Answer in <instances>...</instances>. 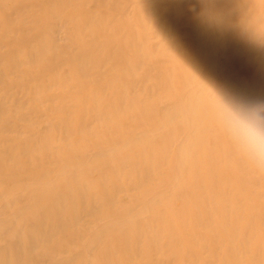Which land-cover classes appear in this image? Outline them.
I'll return each mask as SVG.
<instances>
[{"label": "bare ground", "instance_id": "6f19581e", "mask_svg": "<svg viewBox=\"0 0 264 264\" xmlns=\"http://www.w3.org/2000/svg\"><path fill=\"white\" fill-rule=\"evenodd\" d=\"M230 1L220 0L221 21L208 28L193 19L189 0H166L170 18L168 28L160 31L155 26L162 0H0V39H7V54H0V83L5 70L13 75L10 86L18 84L16 91L0 88V129L12 126L11 118L38 124L41 116L57 118L64 129L58 146L46 136L28 143L0 138V264H122L123 259L136 264L142 260L139 254L159 238L166 240L167 250L196 258L172 235L178 228L189 233L191 222L198 226L193 223L201 214L196 208L209 203L199 194L213 190L228 197L232 184L222 181L243 171L239 162L229 173L216 169L225 152L213 118L216 93L240 97L248 86L254 88L259 82L254 68L264 62L251 38L263 37L264 3L234 0L241 6L230 15ZM27 2L29 7H21ZM227 20H235V39ZM153 35L177 37L164 77L150 75L152 55L162 56L165 48H155ZM182 36L187 41L181 47ZM148 82L158 96L166 93L178 101V107H166L157 122L141 117V95ZM24 100L63 107V114L27 118ZM64 102L72 104L62 106ZM207 120L216 129L202 130ZM136 126L150 131L123 137L124 145L136 147L134 155L114 154L112 144L90 147L86 139L89 132L87 136H96L100 127ZM165 126L166 131L157 133ZM79 141H84L82 149ZM50 150L55 155L74 151L85 167L58 182L44 181L46 174L27 167L13 169L28 162L42 166L39 154ZM227 150L233 152L229 144ZM129 166H135L131 179V171L125 172ZM155 181L164 187L149 196L128 204L119 196ZM251 209L264 221L262 208L251 204ZM81 213L88 219L81 221ZM235 213L226 219L231 224L238 220ZM206 214L208 223H200L208 226L211 215ZM189 235L206 243L194 230ZM252 238L264 248L263 233ZM227 252L229 259L220 260L232 264L238 251Z\"/></svg>", "mask_w": 264, "mask_h": 264}, {"label": "rangeland", "instance_id": "374dc122", "mask_svg": "<svg viewBox=\"0 0 264 264\" xmlns=\"http://www.w3.org/2000/svg\"><path fill=\"white\" fill-rule=\"evenodd\" d=\"M148 2H154L157 0H147ZM264 3V0H259ZM11 2H5L6 5ZM28 2L21 4V7H27ZM166 0H162V3L158 5L157 11H159L158 16L156 17V28L160 31L162 30V26H166L168 28V20L170 18V11L165 10ZM237 6H241L234 0L230 1L227 5V12L230 15H233ZM29 7V6H28ZM89 7V6H88ZM227 28L231 31V39H235L232 37L234 32L237 29V26L234 25L235 20H227ZM151 32H155L154 29L150 30ZM263 34L262 38L253 37L251 38L256 41V53L260 56H264V23L262 24L261 30L259 31ZM153 43L155 44V48H162V56L160 54H153L151 57L152 62V72H148L151 76L164 77L166 74V65L171 64V57L173 56V47H171L176 38L173 36L162 38L156 35H153ZM179 37V36H178ZM7 39H0V54H7L6 52V43ZM184 41H187V38L184 36L178 39L179 45L182 47ZM75 42H78L75 40ZM159 48V49H160ZM1 68V67H0ZM216 69V66H215ZM254 71L257 73H253V76L256 75L259 77V82L254 85V88L248 86L244 93L240 95L243 98L255 99L261 98L264 99V62H259ZM3 79L0 83V88L6 87L9 90L16 91L18 88V84H15L14 87L10 86V81L13 75L9 74L5 70ZM245 77V76H244ZM210 81L214 78V75L208 77ZM260 83V85H259ZM147 91L142 90L141 95V106L144 107V111H142L141 117L143 120H149L151 122H157L161 118L162 111L166 108H174L178 107V101L176 98H170V95H166L162 93V95L158 96L157 88L151 86V83L148 82L146 84ZM55 90V89H53ZM58 91V90H57ZM52 91V92H57ZM59 92V91H58ZM255 92L258 96H255ZM53 95V93H51ZM12 105V102H7ZM58 104V103H56ZM62 106H70L72 102H64L61 103ZM57 106H60L57 105ZM33 107V108H32ZM32 108V111H31ZM57 108V107H56ZM55 106H52L48 103L38 104L36 102H27L23 101L22 103V113H24L27 118H33L31 115L34 114V117L41 116L43 114H53L60 116L59 114H63V107H59L56 109ZM9 115L12 114L11 111L7 112ZM132 114V113H131ZM8 118V117H7ZM6 119L4 116L1 120ZM13 121L12 126H9L6 130L0 129V138L7 142H19V143H28V142H37L43 139L45 136L53 140V145L58 146L61 144L60 140L64 134V129L57 120V118L52 117H40L39 123H33L29 120H18V119H10ZM9 120V121H10ZM126 123L131 122L130 117H126L124 119ZM76 130V126L74 124L72 126ZM207 129H216L212 125L211 120L206 121V125L202 130ZM150 131L149 129H144L142 126H136V128L132 129H115L113 127H100L97 129V135L94 137L87 136L86 139L88 141V145L91 147L92 144L96 143L104 147L105 145H110V147L114 150V154L127 152L128 154L134 155L136 147L132 145V143L123 144L121 140L126 135H131L138 133L139 131ZM167 130V127L160 129L157 133H161ZM49 132V133H48ZM47 134V135H46ZM221 134V133H220ZM220 148L225 151L224 156L220 158V161L217 162L216 169L229 173L233 168L234 163L239 162L243 171H241L235 177H226L225 180L222 181L223 184H232L231 193L228 197H224L217 191H208V194H199L201 199H204V202L199 205L196 210L201 213L199 215V222H193L198 226H194L192 222L189 224V227L194 231L200 233L202 239L206 242L203 243L196 242L189 233H193V230L189 229V233L187 229L182 231L181 229L175 230L176 235H172L173 241H179L181 246H187L189 250L196 254L195 259H187V256L181 255L179 250H167L164 246L166 240H162L164 238H159L156 241L150 242L148 244L147 250L139 254L142 260L139 258L136 261V264H224V261L221 262L220 257L223 259H229L230 253L227 252L229 248H235L238 251L237 259L232 264H264V248L263 245L257 241V239H253L252 236L256 234H264V221L261 219L255 210L251 209V204L257 207H260L264 210V172L256 171L250 168L244 161H242L239 157L237 158L233 152H229L227 150L228 142L221 134L220 139ZM80 149H82L84 141H79ZM136 145V143H135ZM91 152V151H90ZM86 153V152H85ZM84 153V156H85ZM89 151H87V154ZM41 155L40 161H43L42 166L37 167L33 163H25V165H21L22 167H14L15 171H21L23 168L31 169L37 172H41L42 174H46L47 176L43 178L44 181L56 180L57 182L63 177L67 176V174L76 169L84 168L85 164L83 159L79 160L76 157V153L74 151H65L62 154H53L52 150L47 152V155ZM231 155V156H230ZM24 161H21V163ZM135 166L127 167L125 171L126 173L131 171L129 178H133L135 175ZM126 178V181L130 180ZM131 183V182H128ZM150 187V188H149ZM164 187L162 182L155 181L151 185L138 187L136 190L127 192L126 194H119L126 204L131 202V199H140L142 195L144 197L149 196L153 193V191L161 190ZM160 188V189H159ZM152 189V191H151ZM142 193L136 194L138 191ZM147 193V194H143ZM119 198V200L121 199ZM121 201V200H120ZM177 205H181L182 201H177ZM162 206V205H161ZM239 213L238 220L236 223H230L226 219L228 216L233 218L232 216L236 213ZM206 213L211 215V219H209L210 224L206 226L204 223L201 224L200 221L204 220V222L208 223V220H205L206 217H209ZM213 213V214H212ZM206 216V217H205ZM81 221L88 219L86 215L83 213L80 214ZM80 221V223H81ZM79 223V225H80ZM83 225V223H81ZM236 225V227H233ZM85 227V226H84ZM210 236H214V239H209ZM83 241V238L80 239V242ZM134 245V244H133ZM132 245V247H134ZM63 256V255H62ZM125 264L124 259L122 260V264Z\"/></svg>", "mask_w": 264, "mask_h": 264}, {"label": "clouds", "instance_id": "9594fccd", "mask_svg": "<svg viewBox=\"0 0 264 264\" xmlns=\"http://www.w3.org/2000/svg\"><path fill=\"white\" fill-rule=\"evenodd\" d=\"M193 19L202 26L219 25L220 0H189ZM213 118L233 152L250 168L264 172V99L218 95Z\"/></svg>", "mask_w": 264, "mask_h": 264}]
</instances>
